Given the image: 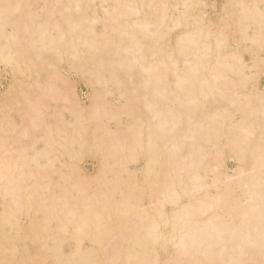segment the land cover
I'll return each instance as SVG.
<instances>
[{
  "label": "bare ground",
  "instance_id": "bare-ground-1",
  "mask_svg": "<svg viewBox=\"0 0 264 264\" xmlns=\"http://www.w3.org/2000/svg\"><path fill=\"white\" fill-rule=\"evenodd\" d=\"M217 2L0 0V264H264V0Z\"/></svg>",
  "mask_w": 264,
  "mask_h": 264
},
{
  "label": "rangeland",
  "instance_id": "rangeland-1",
  "mask_svg": "<svg viewBox=\"0 0 264 264\" xmlns=\"http://www.w3.org/2000/svg\"><path fill=\"white\" fill-rule=\"evenodd\" d=\"M215 1V0H214ZM218 1V2H217ZM222 0H216V2L217 3H219V2H221ZM3 72H1V74H3L2 76H0V78H1V82H0V95L2 94V93H4L5 92V90L7 89V87H8V82L10 81V79H9V75H8V73L6 72V71H4V70H2ZM5 72V73H4ZM7 74V75H6ZM4 77V78H3ZM73 77V79L75 80V84H76V91H77V93H78V95H79V98H80V100H82V102L83 103H85V102H87L86 100H87V95L89 96V94H90V88L88 87V85L84 82V81H82V79L80 78V77H78V76H76V75H73L72 76ZM79 78V79H78ZM77 79V80H76ZM7 81V82H6ZM82 81V82H81ZM260 87L261 88H264V77H262L261 79H260ZM79 87V88H78ZM89 162V163H88ZM86 163H88L87 165H86ZM86 163L85 164H83L82 166H85L84 168L85 169H87V171H89L90 173H92V172H94L95 171V169H96V166H97V163H96V161L95 160H93V159H88L87 161H86ZM226 166H227V168H232L233 166H234V162L233 161H231V160H229L228 162H227V164H226Z\"/></svg>",
  "mask_w": 264,
  "mask_h": 264
}]
</instances>
